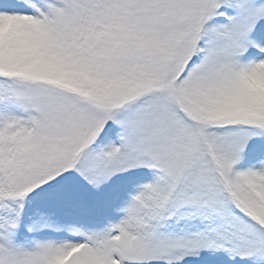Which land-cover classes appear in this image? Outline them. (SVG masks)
<instances>
[{
    "label": "snow or ice",
    "instance_id": "1",
    "mask_svg": "<svg viewBox=\"0 0 264 264\" xmlns=\"http://www.w3.org/2000/svg\"><path fill=\"white\" fill-rule=\"evenodd\" d=\"M0 264H264V0H0Z\"/></svg>",
    "mask_w": 264,
    "mask_h": 264
}]
</instances>
